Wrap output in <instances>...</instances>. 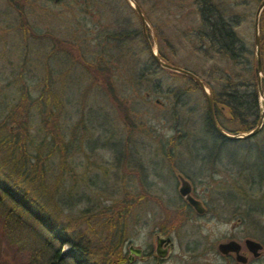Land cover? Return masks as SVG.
Instances as JSON below:
<instances>
[{
    "label": "trees",
    "instance_id": "obj_1",
    "mask_svg": "<svg viewBox=\"0 0 264 264\" xmlns=\"http://www.w3.org/2000/svg\"><path fill=\"white\" fill-rule=\"evenodd\" d=\"M28 1L30 0H6L7 6L11 9L10 13L16 19V27L20 30L19 36L14 38H19L24 44L29 39L37 41L40 38L39 35L31 32L26 22L23 7ZM116 1L118 8L125 7L138 20L125 0H123L124 4H119V1ZM162 1L158 0V2ZM134 2L149 25L150 19L147 18L146 11L140 7L136 0ZM177 2L178 4L188 3L190 7L188 11L191 13L189 18H183L188 22L180 20V23L185 25H181L183 26L184 44H187L191 49V52L187 53L189 56L186 59L194 54L193 57L199 60H213L211 65L213 67L207 68L209 75L203 72L198 74L184 66L169 62L160 47H157V56L167 64L187 69L202 81L211 95L214 119L223 131L230 134L249 131L256 125L259 113L255 87L253 40L252 45L248 44L237 34L236 28L239 19L232 8L233 0H184ZM171 3L176 4L173 3V0ZM105 4L107 6L106 0H100L99 10ZM179 8L181 9V6ZM107 11L113 13L112 9L107 8ZM116 15L115 24L119 23L123 26V31L106 33L98 53L94 51L86 53L85 48L74 49L70 44L49 35L40 36H47L51 40L54 49L50 54L60 51L62 47H68V51L66 50L63 54L70 64L74 67L77 65L82 70L77 72L84 77L88 76L90 83L97 85L102 90L107 97V103L112 106L113 115H116L121 121L124 127L123 133L125 132L124 143L121 147L117 148L113 145V148L110 149L116 158L113 176L121 183V196H117V193H112V191L107 194L102 192L89 199L87 207L76 216L63 215L62 209H68L83 199L81 195L74 196L75 182L79 183V187L82 186L81 183H91L90 180L84 181L86 180L84 174L81 179L79 176L77 180L69 162L72 154L77 151L74 143L78 127L82 126L80 132L88 136H91L97 127L94 124L85 127L83 122V125L77 124V127L67 128L64 126L63 117L66 104L63 103L62 97L59 99L53 90L52 76L48 72H44L39 80V85L33 89V93L36 92L35 97H32L30 89L27 85L24 86L23 82L16 85L14 102L9 105L7 117L0 121L1 228L16 237L18 242L28 250V264H127L123 245L130 240V231L135 226H129V217L136 208L149 202V185L140 184L137 192L126 187V183L130 184L139 179V173L128 168L131 166L130 168L133 170H142L140 167L137 168L135 163L134 165L127 163V158L130 160L131 155V148L128 144L132 136L138 133L146 134L147 130L143 131L142 124L136 122L134 105L138 101L139 92H132V86L128 84L126 75L119 72L116 65L121 61L123 67V61L128 58L133 59L131 52L141 53L147 48L141 30L134 29L128 21L126 23L122 16ZM263 18L264 9L258 24L262 69L261 86L264 91V55L261 53L264 48ZM146 32L149 41L153 43L149 30ZM140 42L143 44L141 50L137 47L138 44H141ZM184 44L180 43V45ZM170 49L174 55V49L171 46ZM88 54L92 57H87ZM149 62L157 70L161 69L153 63L150 56ZM217 63H224L225 67L220 69ZM151 69L149 67V70ZM169 73L184 78H179L183 86L167 92L173 99L170 103L171 117L177 122L183 117L196 114L201 109L200 104L191 103L190 107L183 100L192 92H200V90L188 78ZM146 75L144 74L145 78ZM139 76L141 75H138V84L143 82L141 79H145L143 76ZM208 76L209 81L206 80ZM144 82H148V80ZM211 84L215 85L216 93ZM127 94L128 97L123 96ZM203 105L205 127L207 132L216 136L215 143L224 146V142H237L227 141L213 131L207 119L205 104ZM91 120L94 123L92 118H88V121ZM95 122L99 124V122ZM231 125L238 128L229 130ZM176 126L179 125L175 123L174 134L167 139L166 147H162L160 150L156 149L160 152L156 156L160 157L159 160L168 170L167 173L173 175L170 171L173 168L192 181L211 179L209 170L212 165L218 164L216 151L208 153L196 141H193V146H196L194 150L177 147L180 141H183L180 146L186 145L185 147H187V142L190 141L192 135L187 129L183 131V134H180ZM32 129L39 139L30 135ZM263 130L264 124L256 135ZM148 132L150 135V128ZM251 138L246 140H251ZM164 149L175 151L168 153ZM184 150L187 151V154H191V151L206 152L202 155H190L196 162L202 164V168L205 167L204 176L201 175L194 179L192 177L194 175L179 168L177 161L182 158L181 152ZM162 153L165 155L160 156ZM100 169L104 175L107 174V169ZM120 171L121 173L118 175ZM166 222H169L168 231H176L184 223L181 221L173 223L167 220ZM62 247H66L67 251H62Z\"/></svg>",
    "mask_w": 264,
    "mask_h": 264
},
{
    "label": "rangeland",
    "instance_id": "obj_2",
    "mask_svg": "<svg viewBox=\"0 0 264 264\" xmlns=\"http://www.w3.org/2000/svg\"><path fill=\"white\" fill-rule=\"evenodd\" d=\"M118 1L119 4H124L123 0ZM136 1L146 11L147 18L150 19L149 34L156 50L157 47H160L162 53L167 56V60L173 64L184 66L198 74L203 72L209 75L207 68L213 64V60H199L193 57L194 54L186 59L189 56L187 53L191 52V49L187 44H184L182 31L185 25L180 23V20L188 22L183 18L191 16L188 11L190 10L188 3L178 4L177 2L184 0H173V3L176 4H172L171 0L162 2H158V0ZM259 1L233 0L232 8L239 19L236 28L237 34L251 45L253 15ZM106 2L107 6L105 4L99 10L100 0H59L57 3L49 0L28 1L23 7L26 22L31 32L39 35L40 38L37 41L29 39L24 44L19 38H14L18 37L20 33L16 27V19L10 13L11 9L7 6L6 0H0V121L7 117L9 105L14 102L16 85L23 82V85H27L30 89L32 97H35L36 92L33 93V89L39 85V80L44 72H48L52 76L53 90L59 99L62 97L64 102L61 101L66 104L63 117L64 126L70 128L77 127V124H85L87 127L94 124L97 127L91 136L80 132L82 126L78 127L74 143L77 151L72 154L69 162L77 180L79 176L81 179L84 174L86 179L84 181L90 180L91 183L84 182L79 187V183L75 182L74 196L81 195L83 199L76 201L77 203L70 206L71 208L62 209L63 215L76 216L87 207L89 199L102 192L107 194L112 191V193L116 192L117 196H121V183L113 176L116 158L110 149L113 148V145L117 148L121 147L124 143L125 132L123 133L124 127L119 118L113 115L112 106L107 103V97L102 90L97 85H92L88 76L84 77L78 73L77 71L81 69L77 65L74 64V67L70 64L64 55L65 51H68V47H62L60 51L50 54L54 49L51 40L47 36L40 35L52 36L70 44L74 49L85 48L86 53L91 51L98 53L106 33L123 31V26L119 23L115 24L116 14V16H122L126 23L128 21L131 27L140 30L138 20L125 7L118 8L116 0H106ZM236 4L238 5L236 6ZM107 8L112 9L115 14L108 12ZM180 43L184 45H180ZM142 45V43L137 45L139 50L143 48ZM170 46L175 51L174 55H172ZM261 53L264 55V48ZM131 54L133 59L128 58L123 61V67L121 61L116 65L119 72L126 75L128 84L132 86V92H139L138 101L134 105L136 122L142 124L143 131H147L146 134L138 133L132 136L128 144L131 148V155L130 160L127 158V163L130 165L135 163L137 168L140 167L142 170H133L129 165V170L139 173V179L130 184L126 183L127 189L131 188L137 192L140 184L149 185V181L157 183L159 181L166 191L173 193L172 184L176 181L175 177L165 171L166 168L156 154L160 153L158 150L162 147H166V141L174 134V125L177 123L179 126L176 127L180 134H183V131L187 129L192 135L190 141L187 142V147H185L186 145L180 146L183 141H180L177 147L194 150L196 146H193V141H196L201 144L204 151L208 153L216 151L220 174H224L225 178L235 186L233 194H230L228 199L233 215L229 219L227 227L230 223H235L237 218H241V214L248 208L251 221L256 219L264 225V130L251 140L224 142V146L217 145L214 140L216 136L207 132L205 127L203 105L205 103L199 91L192 92L183 100L187 106L191 103H198L201 109L196 114L183 117L175 122L170 111V103L173 99L167 92L183 86L179 78H184L172 75L162 69L157 70L149 62L147 49L141 53L136 51ZM86 56L92 57L89 54ZM217 65L220 69L225 67L224 63H217ZM149 67L152 69L149 70ZM144 74H147L146 78ZM138 75L145 78L141 79L143 82L139 84L137 83ZM145 80L148 82H144ZM206 80H210L209 76L206 77ZM211 87L216 93L215 85L211 84ZM123 96L128 97V94ZM88 118H92L94 123L92 120L88 121ZM6 125L8 126V124ZM237 128V126L231 125L228 129ZM30 133L35 139H39L33 129ZM204 151L201 153L191 151V154H187L185 150L182 151V158L177 161L179 168L194 175L192 176L194 179L201 175L204 176L205 167L202 168L200 162H196L194 157H190L194 154L202 155V153H206ZM100 168L107 169V174L104 175ZM120 173L121 171L118 175ZM152 173L158 177H153ZM247 180H250L251 190L249 197L243 199L242 187ZM176 197V194L169 193L166 199L177 205ZM151 208L152 204L147 202L136 208L129 217V226L135 225L130 231L129 242L144 253L149 252V231L153 230L154 219H151ZM220 222V220H212L208 215L199 220L193 219L189 223L186 222L179 228V231H202L203 234L207 231H223L218 226ZM61 250L65 252L67 248L62 247ZM175 255L166 264H178ZM28 257V250L18 242L16 237L2 230L0 220V264H28ZM132 264H149V262H142L135 258Z\"/></svg>",
    "mask_w": 264,
    "mask_h": 264
},
{
    "label": "flooded vegetation",
    "instance_id": "obj_3",
    "mask_svg": "<svg viewBox=\"0 0 264 264\" xmlns=\"http://www.w3.org/2000/svg\"><path fill=\"white\" fill-rule=\"evenodd\" d=\"M164 151L172 153L175 150ZM164 155L165 153L160 154ZM218 166L214 164L209 170L211 179L195 181L173 168L170 169L176 180L172 184L173 193L166 191L159 181L158 183L149 181V203L152 204L150 212L151 219H154L153 230L149 231V252L144 253L140 249L139 258L130 256L128 246L132 244L129 241L125 242L123 253L127 264H132L135 258L149 264H166L174 254L178 264H264V225L256 219L251 221L249 208L244 210L241 218H237L235 223H230L227 227L233 215L228 199L230 194H233L235 186L224 174H220ZM152 174L153 177H158L155 173ZM178 176L187 181L189 195L201 204L202 213H196L178 194ZM244 184L242 197L246 199L251 190L250 180ZM167 193L177 195V205L166 199ZM208 215L212 220L221 221L218 226L223 231H207L205 234L202 231H179V228L176 231H168L169 222L166 220L173 223L186 220L183 223L185 224Z\"/></svg>",
    "mask_w": 264,
    "mask_h": 264
},
{
    "label": "water",
    "instance_id": "obj_4",
    "mask_svg": "<svg viewBox=\"0 0 264 264\" xmlns=\"http://www.w3.org/2000/svg\"><path fill=\"white\" fill-rule=\"evenodd\" d=\"M53 3H57L59 0H50ZM128 4V6L131 8V10L134 12V14L137 16L140 24V30H141V35L142 38L145 42L148 54L150 58L152 59L153 63L166 71L182 75L189 80H191L197 88L200 90L205 107H206V114H207V119L208 122L213 129V131L223 139L227 141H242L249 139L253 136H255L262 128L264 124V91L261 86V78H262V69H261V64H260V57H259V18L261 15L262 10L264 9V0H260L256 6L254 15H253V21H252V34H253V51H254V58H255V75H256V94L258 98V108H259V113H258V119L256 122V125L250 129L249 131L242 132V133H237V134H230L225 131H223L216 123L214 116H213V111H212V101H211V95L207 87L204 86L202 81L194 76L192 73H190L187 70L172 66L170 64L165 63L162 61L158 56H157V50L155 48V44L151 43L148 39V34L146 30H149V25L142 14L141 10L139 9L138 5L134 2V0H125ZM150 33V32H149ZM179 180V188H178V194L183 198V200L189 204L193 210L200 214L203 212V208L201 207V204L191 198L189 195V185L186 180H184L182 177L178 176ZM226 247V246H223ZM128 252L130 256H134L139 258L141 256V250L138 248L133 247V245L128 246Z\"/></svg>",
    "mask_w": 264,
    "mask_h": 264
}]
</instances>
